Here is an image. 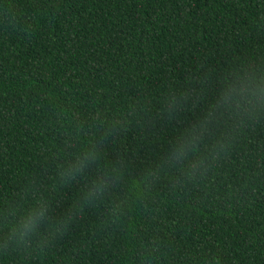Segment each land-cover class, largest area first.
<instances>
[{"label": "trees", "instance_id": "obj_1", "mask_svg": "<svg viewBox=\"0 0 264 264\" xmlns=\"http://www.w3.org/2000/svg\"><path fill=\"white\" fill-rule=\"evenodd\" d=\"M241 65L264 66V0H0V213L42 196L65 215L95 174L57 178L82 143L115 169L63 234L0 264H264V114L171 155ZM186 88L202 102L164 116Z\"/></svg>", "mask_w": 264, "mask_h": 264}, {"label": "clouds", "instance_id": "obj_2", "mask_svg": "<svg viewBox=\"0 0 264 264\" xmlns=\"http://www.w3.org/2000/svg\"><path fill=\"white\" fill-rule=\"evenodd\" d=\"M203 98L202 91L192 88L170 89L161 101L163 114L172 118L189 106L197 107ZM261 114H264V66L241 65L233 68L223 77L219 89L200 118L178 139L172 149V158L181 160L190 150L194 151L209 126L221 116L254 119ZM215 147L213 145L214 149ZM101 161L102 154L97 147L82 143L74 155L57 165V178L61 185L72 184L90 169L95 172L81 193V201L73 203L65 215L53 217L48 200L42 196L34 197L29 206L19 214L9 213V217L5 218L0 213V233H3L0 235V248L30 249L37 236H40L39 243L43 244L46 238L63 234L79 213L82 204L100 197L114 179L115 169L106 167ZM201 163L197 160L191 167L195 169ZM42 229H46V237L41 235Z\"/></svg>", "mask_w": 264, "mask_h": 264}]
</instances>
